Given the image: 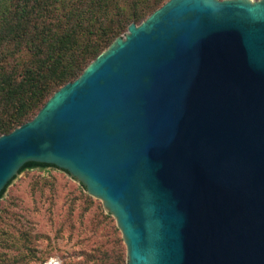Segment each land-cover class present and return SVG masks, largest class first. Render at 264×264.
Wrapping results in <instances>:
<instances>
[{
  "label": "water",
  "instance_id": "water-1",
  "mask_svg": "<svg viewBox=\"0 0 264 264\" xmlns=\"http://www.w3.org/2000/svg\"><path fill=\"white\" fill-rule=\"evenodd\" d=\"M99 199L126 264H264V0H167L0 135Z\"/></svg>",
  "mask_w": 264,
  "mask_h": 264
},
{
  "label": "trees",
  "instance_id": "trees-1",
  "mask_svg": "<svg viewBox=\"0 0 264 264\" xmlns=\"http://www.w3.org/2000/svg\"><path fill=\"white\" fill-rule=\"evenodd\" d=\"M166 1L0 0V135L32 119L54 91L77 78L130 23L141 22ZM34 166L56 167L27 162L19 172ZM110 217L101 214L97 223ZM111 231L113 243L122 246L116 224ZM100 254L99 264H126L120 247Z\"/></svg>",
  "mask_w": 264,
  "mask_h": 264
},
{
  "label": "rangeland",
  "instance_id": "rangeland-1",
  "mask_svg": "<svg viewBox=\"0 0 264 264\" xmlns=\"http://www.w3.org/2000/svg\"><path fill=\"white\" fill-rule=\"evenodd\" d=\"M105 213L101 201L66 171L26 168L0 197V264H46L51 258L57 264H99L104 249L120 247L126 254L124 244L112 241L113 219L97 223Z\"/></svg>",
  "mask_w": 264,
  "mask_h": 264
},
{
  "label": "built area",
  "instance_id": "built-area-1",
  "mask_svg": "<svg viewBox=\"0 0 264 264\" xmlns=\"http://www.w3.org/2000/svg\"><path fill=\"white\" fill-rule=\"evenodd\" d=\"M46 264H57V261L53 258H51L49 261H47Z\"/></svg>",
  "mask_w": 264,
  "mask_h": 264
}]
</instances>
